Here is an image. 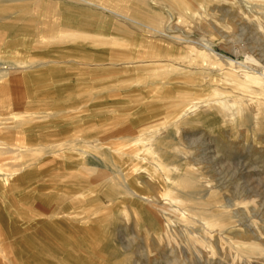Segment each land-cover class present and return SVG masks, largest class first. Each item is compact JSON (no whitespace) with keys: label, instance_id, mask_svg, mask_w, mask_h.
Here are the masks:
<instances>
[{"label":"rangeland","instance_id":"374dc122","mask_svg":"<svg viewBox=\"0 0 264 264\" xmlns=\"http://www.w3.org/2000/svg\"><path fill=\"white\" fill-rule=\"evenodd\" d=\"M100 2L131 23L71 0H43L74 18L55 33L0 15L1 34L29 36L15 51L0 43V69L16 61L0 80V264H264L261 0ZM217 94L256 119L180 116Z\"/></svg>","mask_w":264,"mask_h":264},{"label":"crops","instance_id":"0c3cea01","mask_svg":"<svg viewBox=\"0 0 264 264\" xmlns=\"http://www.w3.org/2000/svg\"><path fill=\"white\" fill-rule=\"evenodd\" d=\"M73 3H75L76 5H80V6H88L89 8L93 9L94 11L102 14V15H107L108 17L111 18H115V19H121L126 21L128 24L131 23V20L126 17H124L125 15H123L122 13H120L119 11L111 8V7H107L101 4L100 0L99 2L97 0H71ZM60 9L57 8L56 4H51L50 6H43V0H0V15H10V16H15L17 17L16 19L18 21L25 19L26 17H33L36 20H39V25L38 28L41 31L44 30H51L53 31V33L57 32L60 29V22L64 21L68 23V26H71L74 22V18L70 15H66L62 16V14H60ZM79 11L77 12V15L79 17V15H81V9H78ZM2 28V27H0ZM135 28V27H134ZM65 32L62 34H59L60 39L59 40H64L66 38L69 39H74V38H78V37H85L88 36L86 34L83 33H74L71 32V30H64ZM67 31H70L71 33H67ZM24 37H29L26 34L23 35L21 33H17V34H1L0 32V43H4V45L6 47H8V49L15 51L14 49L20 45V41L22 38ZM52 37V36H51ZM50 37V38H51ZM49 38V37H48ZM58 40V41H59ZM56 41V40H55ZM59 43V42H57ZM6 58V57H5ZM3 62L6 63V66L4 69H0V80L4 79L7 76H10L13 74L12 69H13V65H15L16 61L15 59H11V58H6V59H2ZM132 60V59H129ZM139 62H141L142 60H138ZM2 64V62H0V65ZM10 71V72H9ZM167 83V82H165ZM168 84V83H167ZM8 105L3 104L0 105V111L3 110L5 107H7ZM155 136L152 137V139ZM84 175L90 176V177H97L99 178V176L103 177L102 174H99V172H93L91 170H84ZM85 178V177H84ZM126 193H127V197L129 198V201H132L133 198V202H135L136 199V194L134 192H131L129 190V188L126 187ZM131 205L133 206V204L131 203ZM2 253H6L5 250H2ZM110 254H114L110 253ZM115 255V254H114ZM117 255V253H116ZM119 257V255L117 256ZM119 264V263H117ZM123 264V263H121Z\"/></svg>","mask_w":264,"mask_h":264},{"label":"bare ground","instance_id":"6f19581e","mask_svg":"<svg viewBox=\"0 0 264 264\" xmlns=\"http://www.w3.org/2000/svg\"><path fill=\"white\" fill-rule=\"evenodd\" d=\"M261 5L263 6L262 8H260V10H263L264 11V0H261ZM248 6V5H247ZM257 7V6H256ZM259 8V7H258ZM259 13L256 14L257 15H253V18L252 21L253 23L255 24L256 26V29L259 30V31H263L264 30V13ZM248 13V11H247ZM199 14V13H198ZM249 14V13H248ZM248 14H244V13H241L242 16L244 17H247ZM252 15V14H250ZM190 16V15H189ZM248 18V17H247ZM225 18H221V20H223ZM228 19V18H226ZM187 26V25H185ZM224 28H229V26L227 27H224ZM151 34H155V36H158V37H161V38H167L169 39L170 36H168L162 29H158V30H155V31H152L151 30ZM157 37V38H158ZM262 39H264V32H262L261 36H260ZM172 39V38H171ZM165 40V39H164ZM182 41V39H179ZM261 40V39H260ZM264 40H262L263 42ZM186 42L189 43L190 45H192V49L195 50V47L194 45H198L200 46L206 53L207 55H211L213 57H216V58H224L226 59L227 61H230L229 58L225 57V56H222V55H219L218 53H216L210 45H203L201 44L200 42H193L192 40H189V39H186ZM241 49V48H240ZM249 50V48H247ZM257 49V48H256ZM260 49V48H259ZM243 50V47L242 49ZM258 50V49H257ZM190 56V55H189ZM193 56V58H191L190 60V64L193 63V59H194V56L195 54L193 55V51H192V54H191V57ZM196 57V56H195ZM175 62H177L175 60ZM174 62V64H175ZM172 63V62H171ZM256 64V69H254V71H256L257 73H259V76L258 77H255L254 80H260L261 82H264V46H263V49L262 51H259V58L257 59V61L254 62ZM187 66V65H186ZM263 71V72H262ZM262 72V73H260ZM253 92H257L255 90H253ZM221 94H217L215 95V98L213 99H207L205 101H192L190 102V105H184V107L182 106L181 108V112H180V116H184V115H189V116H192L194 114L197 113L200 114L201 112L202 113H209V112H214V113H217V112H220L222 113L223 115H227L228 113L230 114V119L233 121L234 124L238 125V124H241V120H240V117L244 114L245 116V123L248 125L249 122L252 120L254 121L256 118L254 116L251 117V115L249 114V103H236V102H227V101H222L221 99ZM257 96L260 97L261 100H259V102L257 103L258 106H259V109L258 111H260V120L262 121V123H264V89L261 90L259 93H257ZM253 100V99H252ZM239 101V100H238ZM189 106V107H188ZM259 113V112H258ZM227 119V118H226ZM208 123H211L213 122V120H206L204 121V123L207 124ZM240 127V126H239ZM243 127V126H242ZM253 128V127H252ZM191 170V169H190ZM189 176V175H187ZM182 181V179H181ZM180 181V182H181ZM191 183H192V180H191ZM178 185V184H177ZM180 185V183H179ZM181 187V186H180ZM186 187V186H185ZM179 190V189H178ZM138 199H141L143 201H146V199H144L142 196H138V195H135ZM170 203H174L175 200L174 198L170 199L169 201ZM148 204H151L153 205L149 200L147 201ZM171 203V204H172ZM168 209L167 211L165 209L162 210L163 213L165 214H168V215H172L173 216V219L176 220V221H180L182 222L183 224H186V223H192L191 220L193 219H188V217L186 216L185 212H183V214H181L180 212L181 211H178L176 210L174 207L168 205ZM161 212V211H160ZM170 213V214H169ZM171 216V217H172ZM170 220V219H169ZM202 221H200L198 219V221L196 223H201ZM171 222L169 221V224ZM202 226V225H201ZM166 228V227H165ZM204 230V229H203ZM188 232V231H187ZM192 233V232H191ZM236 233V232H235ZM190 234V233H189ZM194 235V234H193ZM203 235H207V233L205 231H203ZM204 236V237H205ZM167 239L170 238L169 235L166 236ZM200 238V237H199ZM198 238V239H199ZM202 239V242L206 243V244H209L207 238H201ZM169 240V239H168ZM186 241H188V243H191L194 242L193 239L191 237H189L188 239H186ZM209 246V245H208ZM252 248L251 249H255V250H259L258 246L257 245H253L251 246ZM242 249V248H241ZM175 262V261H174ZM176 263V262H175Z\"/></svg>","mask_w":264,"mask_h":264}]
</instances>
